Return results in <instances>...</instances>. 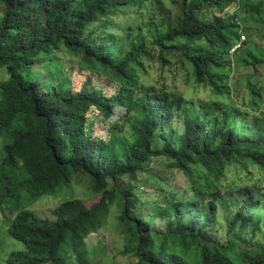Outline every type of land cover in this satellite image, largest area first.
Segmentation results:
<instances>
[{
	"label": "trees",
	"instance_id": "trees-1",
	"mask_svg": "<svg viewBox=\"0 0 264 264\" xmlns=\"http://www.w3.org/2000/svg\"><path fill=\"white\" fill-rule=\"evenodd\" d=\"M152 1L159 5L162 0H0V69L9 74V80L0 81V209L14 210L8 232L26 246L6 264H69L68 250L74 264H91L87 239L114 208L123 254L134 258L133 264H264V186L256 181L227 188L223 182L227 167L235 164L264 174V115L216 102L197 110L165 89L133 82L129 68L143 65L141 56L149 51L136 39L121 44L131 37L132 24L118 28V34L95 37L96 26L109 17ZM179 4L175 17L162 20L165 31L154 42L159 60L166 67L169 56H180L197 85L228 94L227 61L241 39L242 24L251 23V34L262 36L264 0ZM256 50L264 54V47ZM61 51L78 57L118 92L108 95L99 86H86L74 93L65 83L42 86L27 80L24 72L40 56ZM232 61L245 67L263 63L249 47ZM136 99L144 119L128 144L115 150L104 138L91 136L93 109L108 121L116 108L128 109ZM154 161L182 172L189 186L182 200L169 194L164 203L155 200L144 210L142 187L152 184L159 195L167 190L162 174L150 170ZM75 176L89 180L100 197L92 208L80 199L65 200L55 220L21 208L22 199L36 202L55 195ZM221 208L234 210L225 240L214 235Z\"/></svg>",
	"mask_w": 264,
	"mask_h": 264
},
{
	"label": "rangeland",
	"instance_id": "rangeland-1",
	"mask_svg": "<svg viewBox=\"0 0 264 264\" xmlns=\"http://www.w3.org/2000/svg\"><path fill=\"white\" fill-rule=\"evenodd\" d=\"M179 7V0H162L159 5L152 1L142 7L138 5L131 8L125 7L119 13V16H111L102 24H98L95 28V37L101 39L113 33L118 34V28L124 30L128 24H132L133 29L130 28L129 32L131 37L121 40V44L124 45L136 39V42L144 50L149 51V53L141 56L143 65L134 63L129 68L133 82H138L149 90L165 89L167 93L175 94L177 98L183 97L187 102L193 104L197 110L216 102L227 108L239 107L256 115H264V54L262 55L261 52L256 50H262L264 47V32L261 34L262 36H254L250 30L253 25L251 23L242 24L244 28L241 34H245L248 43L244 44L235 54H231L232 56L229 59L231 62L227 61L229 65L231 64L226 72L225 82L229 93L216 95L211 93L208 88L199 86L193 81L191 71L180 65V56L174 59L169 56L170 65L166 67H163V62L158 58L159 50L154 42L165 31L162 20H170L173 16L175 17ZM2 12L3 7L0 6V14ZM123 25H125L124 28ZM247 47L251 48L257 58L263 61L262 64L259 63L257 67H245L242 63L232 61L242 49ZM24 75L28 81L38 82L42 86L65 83L66 87L74 93L80 92L86 86H89L90 89L99 86L108 95L118 92L116 85L109 84L104 79H99L91 67L82 63L78 57L68 54V52L61 51L47 56H40L36 65L31 70L24 72ZM2 80H9L6 69H0V81ZM249 84L256 87L257 91L255 93H253ZM143 116L141 103L138 99L128 109L116 108L115 115L108 121L102 122L97 111L93 109L89 114V123L94 127L91 136L104 138L117 150L134 139L137 129L143 122ZM0 153L3 154L1 140ZM160 162L154 161L150 165V170L153 174H162V177L166 179L164 185L167 190L165 194L159 195L158 189H155L152 184L142 187L143 195L140 197V204L144 210H148L155 200L159 204L164 203V197L169 194L180 200L186 196V188L189 183L184 174L178 170H168ZM227 168V173L223 177V182H225L227 188L235 185H255L256 181H258L257 186H264V174H261L257 167L250 165L247 167L249 169L242 171L239 168L244 167L235 164ZM141 176L145 177L143 174ZM187 196L192 198L193 193L188 191ZM245 197L242 195V198ZM71 199L82 200L88 208H92L100 201V197H95L93 194L89 180L79 181L75 176L72 183L57 194L44 196L36 202L22 199L20 206L34 212L39 218L55 220L60 203ZM233 211V208H230L228 212L223 211L222 208L218 211L219 217L214 232L217 239L225 240L228 237V224ZM149 214L144 211L147 219ZM117 215L115 208L112 209L104 226L97 233L88 237L87 246L91 264L134 263V258L123 254V238L119 235L115 226ZM14 216L15 212L11 206L0 209V264H6L12 253L26 250L24 243L12 238L8 232ZM239 228L240 223L233 230L232 237L235 236ZM252 228L253 225L249 226L248 229ZM261 228L264 229V226ZM245 237L247 240L251 238L250 234H245ZM257 240H260V237ZM65 257L69 264H74L71 251L68 250Z\"/></svg>",
	"mask_w": 264,
	"mask_h": 264
},
{
	"label": "built area",
	"instance_id": "built-area-1",
	"mask_svg": "<svg viewBox=\"0 0 264 264\" xmlns=\"http://www.w3.org/2000/svg\"><path fill=\"white\" fill-rule=\"evenodd\" d=\"M245 41H246V36H245V34H242V35H241V39L238 40V41L234 44V46H233L231 52L233 53V52L237 51L238 49H240V48L242 47L243 42H245Z\"/></svg>",
	"mask_w": 264,
	"mask_h": 264
},
{
	"label": "clouds",
	"instance_id": "clouds-1",
	"mask_svg": "<svg viewBox=\"0 0 264 264\" xmlns=\"http://www.w3.org/2000/svg\"><path fill=\"white\" fill-rule=\"evenodd\" d=\"M243 43H244V42H243ZM242 46H243V44H242ZM238 50H239V49H238ZM235 52H236V51H235ZM235 52H233V53H235ZM233 53H232V54H233Z\"/></svg>",
	"mask_w": 264,
	"mask_h": 264
}]
</instances>
